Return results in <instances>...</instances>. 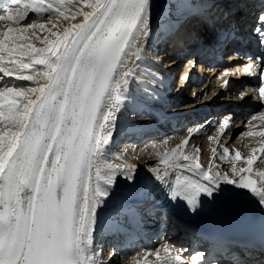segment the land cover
Listing matches in <instances>:
<instances>
[{"label": "snow or ice", "instance_id": "6c2138e0", "mask_svg": "<svg viewBox=\"0 0 264 264\" xmlns=\"http://www.w3.org/2000/svg\"><path fill=\"white\" fill-rule=\"evenodd\" d=\"M71 4L72 0H12L0 8V22H8L0 31V73L32 82V86H0V264H105L94 241L103 223L98 208L117 177L132 179L136 167L123 153L109 156V145L133 75L126 65L133 56L141 58L150 34L151 2L83 0L91 11H73ZM29 12L40 19L24 23ZM66 12L72 20L82 16V22L64 27L62 34L52 31L61 17L70 21ZM259 20L264 25V14ZM40 30L55 39H41ZM257 32L264 49V27ZM30 38L45 47H34ZM250 58L261 71L249 64L244 72L258 77L253 91L264 101V53ZM259 119L264 120V112ZM229 127L230 118L220 124L217 142ZM243 135L264 136V131ZM188 139L171 153H160L153 146L165 166L154 170L157 179L163 181L170 169L175 172L174 180L166 184L172 201L185 202V210L195 214L207 203L227 200L226 185H231L249 190L264 205V170L256 173L259 187L246 175L252 172L256 155L246 158V168H237L234 161L243 159L239 151L230 157L223 143L222 153L213 148L214 157L228 160L230 177L211 160L209 168H203L199 149L195 156L178 155ZM260 152L264 160V144ZM181 159L186 163H178ZM163 252L164 258L160 249L149 255L160 264H182L178 251L164 246Z\"/></svg>", "mask_w": 264, "mask_h": 264}, {"label": "bare ground", "instance_id": "6f19581e", "mask_svg": "<svg viewBox=\"0 0 264 264\" xmlns=\"http://www.w3.org/2000/svg\"><path fill=\"white\" fill-rule=\"evenodd\" d=\"M229 1H234V3L230 6ZM150 2L152 8L150 34L147 38H145L144 43L142 45L141 58L139 60H136V58L133 56L128 60V63L126 65L128 69H131L133 75L128 78V85L125 91V96L127 97V99L125 100V107H122L121 112L117 114V126L114 130V135L109 145V156L116 153H122L124 152V149L122 150V152H120L117 150V146L123 143L124 141H127V139H129L127 137H130L129 141H132L133 145L136 144L135 148H137L138 155H135L133 153L135 151H130V155H128L127 150V153L123 154L124 158L129 163L134 164L136 167L132 174V179H128L124 176L117 177L116 182L112 190L110 191L109 197L105 198V204H102L100 208H98V212H100L103 223L102 225H98L97 230L94 234L95 237V235L97 234L102 235L103 232L111 233L114 231L115 233H117V236L122 235V237H124L126 235V244L124 245L123 250L118 253L123 258H126L129 255L138 252L137 249H139V247H143L145 245V247L149 246L148 244L150 243H147L145 240L147 239V236L151 235L150 230L147 229L146 233L143 232L145 231L146 227H148V225L150 224L151 216L142 218L141 221L143 223H139L137 221H140V217L143 216V214L148 213V211H144V209L146 208L145 205L149 203L151 204L150 200L153 198L157 189H159L163 184L167 183L168 181H173L175 178V172L170 169V175L168 177H165L163 181L157 179L156 172L154 170H163L165 166L160 163V157L154 154L153 146L155 145L156 150H158L160 153H164V151L166 150H169V153H171V150L173 148H176V146L180 144L183 140L188 139L190 137L189 134H191L195 128L202 124V122L199 123L198 119L200 117L198 118V116L196 123L197 126H194L193 124H191V122L188 123V121H186L185 125L191 126V128L190 130H188V132L182 134L180 132V124H178L179 121H177L175 123L174 131H171L175 134L174 140L172 139V141H156L148 143L152 135L158 136L160 134V132L156 133L157 129L158 131H161V128L164 127V125L167 126V124L170 123L171 126L177 117H182L181 114L177 115L176 112L184 111L185 109V112H187V108H191L194 106V102H188L190 100L187 101L188 103L186 106H179V99L182 95V92L186 90H180L183 78L182 76H180L179 78V75L183 69L191 68L190 64L186 63L188 59L185 60V58L188 55V52L186 51V49H188V46H192V44L196 42V37L193 34L200 29L199 25L203 23L207 24L208 30L213 33L214 38V33L217 32V25L220 23L222 25V23L226 20V16L229 10H235V13L238 14L240 12V16L243 17V21H246L249 17V14L251 12H254L255 10V5L252 0H150ZM11 3L12 0H0V8L4 6H9L11 5ZM207 3H210V6H207ZM184 5H190L189 9L187 8L186 12L184 11L182 16H180L179 14V17L177 19H173L176 17L177 14L176 9L183 10ZM191 5H193V8L191 7ZM69 7L73 11H75L76 9H81L83 11H91V9L85 7V5L83 4V0H72V4L69 5ZM170 10L172 12L171 17H169ZM29 14L34 15V18L37 17L35 13L29 12ZM65 14L70 16V21H64L61 17L59 22L57 23V28L52 29V31H58V34H62L64 27H70L71 24L79 23L83 20V17L80 15H77L75 20H72L70 12H66ZM44 16H47V14H45ZM230 22L231 21H228L227 24H229ZM4 23L5 25L3 26L2 30H5L8 26V22ZM48 27L51 26L49 25ZM38 35L41 39H43V37L45 36H47L50 40L55 39V37H52L49 32L44 30H40L38 32ZM208 41L206 42V45L201 48L203 52L208 49L213 50L214 48L213 43L216 40L214 39L213 43H209ZM29 42L33 43L34 47L37 48L45 47V45L40 43V40L35 38H30ZM164 52H166V55H164ZM166 59L171 60L166 61ZM200 61H202L206 65L202 75V82L199 83L197 80H194L193 82H189L187 84V86L192 85V87H199L197 91L201 90V94L195 96V100H206L208 92L210 91V95L208 97V101H210L213 95L215 94L214 89L216 88V84H218L217 90L219 91L217 92L218 94L215 99H219V97L221 96V102H224L225 100L230 101L228 102L230 103L229 105H231L230 109H232L234 106H236L237 108L251 107V112L256 111L253 113L250 112L251 117L248 119L246 125H243L241 123L240 127L236 126L237 129L241 128V126H245L241 135L246 132H249V130L254 124V120L251 119L252 116L255 115L257 116V118H259V114L261 112H264V107L260 108L261 105L259 103H256L252 97L246 100V104L242 106L241 102H243V100H236V93L238 91L240 92V94L244 93V90L247 88V86L250 85V82H241L238 87H235L234 84H230L227 88H223L224 77L223 74H219L221 78L217 79L216 76L218 74V71H225L227 68L229 69L233 67V65L222 66L220 69H218L217 67H211L213 60L204 61V59L200 58ZM162 64L165 69L168 66H171L173 67L171 69H174L173 72L171 71L170 76L165 80L163 79V77L160 76L161 74H163L161 67ZM179 65L181 68L179 67ZM35 67L40 68L42 66L36 65ZM153 71H156V73H154ZM224 75L225 77L228 76V74ZM170 77V81L172 83L169 82ZM160 81H163L164 83L162 84L160 83ZM168 84L171 86L173 85V88L171 89V91L169 90V92H172V90L176 88L174 95H168L167 91L170 88ZM3 85L32 86V82L21 81L14 77H6L2 73H0V86ZM148 90H153L154 92H150ZM183 97L185 98V96ZM153 100H156L157 102L158 100L160 101L158 103V106L152 103L154 102ZM236 102H239V104L236 105ZM153 106L156 107L157 110L153 109ZM148 110H152V112L157 115V120L159 121V124L165 122L164 125H155V122H150L147 119L139 120L141 116H147L148 112L146 111ZM170 111L174 112L175 114L166 117V120H162V116L159 113H166ZM212 113L213 116L217 115L220 113V110L215 109L212 111ZM250 114L244 113V116L249 117ZM227 115H231V112L225 114L224 116ZM224 116H219L218 120L220 123L224 121ZM189 117L187 116L188 119ZM232 117L233 120L237 121L238 116L233 115ZM241 118V120L246 121V118ZM193 121H195V118H193ZM259 122L261 123L256 126L255 132L264 131V120H260ZM235 124L237 125V123ZM153 126H155V128H153ZM2 127L3 125L0 124V128ZM213 129L211 125H207L202 129L201 132L193 133L191 138L188 139L187 144L184 145L183 149H179L177 154H188L195 156L196 150L199 149V163L203 166V168L208 169L211 160V162L214 165L218 166L219 170H221L222 172H227L228 170L227 173L231 177L232 173L230 171L228 160H220L219 158L214 157L211 147L212 142L214 143V138L217 137V135L219 134V128H216L215 130ZM165 130H168V128L166 127ZM230 134L231 131L227 130L225 132V137L222 138V141L219 142V144H224V141L229 138ZM133 135L135 136L133 137ZM161 137H163V135ZM209 137H212L213 139H209ZM145 143L149 145L145 146ZM201 144L202 146H200ZM262 144H264V136L243 135L241 138L237 137L236 140L233 142L229 140L227 146L224 145L225 147H228L230 157H234L236 151H239L241 153L243 159H241L240 161H234L237 168H246V158H248L250 155L257 156V161L253 165L252 172L246 173L249 178L257 180V187H259L260 178L256 175V173L258 171L264 170V160H262L260 152ZM142 145L145 146V148L142 147ZM205 147L209 148L208 155L204 152ZM253 148L257 149L256 153H252L251 150ZM145 150L147 152L151 151V155H153V157L148 156V153L145 152ZM222 151L223 149L221 148V150H219L218 152L222 153ZM139 154L140 156H142V158H139ZM144 154L148 157L144 158ZM154 158L158 159L154 160ZM178 163L186 162L181 159L178 161ZM223 167H226V170L223 169ZM146 168L150 169L149 173L146 172ZM215 170L216 169L214 168L213 171ZM176 172H181L183 175H191L190 173L183 172L182 169H176ZM235 179L239 180L240 177L237 176L235 177ZM226 188L229 190V198L227 200H220L217 201L215 204L207 203L205 204L204 208L198 211L197 213L214 218L218 216H238L241 214H245L246 216H264V210H262V208H264V205H259V198L253 193H251L249 190L245 189L243 193H240L242 189L235 188L234 186L226 185ZM101 209H103L102 212ZM127 209H129V212L127 211ZM122 215L127 216V221H129V223L131 224V228L133 231H127L128 225L124 224L123 218L121 217ZM170 219L172 223L178 227V229H175L173 226H170L168 230L165 229L166 234H170L169 236H175L174 239L175 242L178 243V245H182L185 240H189L188 242H190V237L188 236L189 233L184 231L180 226L176 224L175 218ZM134 222L137 223L133 224ZM159 228L154 230L153 235H159L162 232ZM130 231L131 234L135 233L136 239H134L135 236L125 233ZM173 231L177 232L178 234L172 235L174 234ZM139 235L143 236V243L145 245H139V241L137 239ZM159 243H161V241ZM95 246L97 250H99L96 245V242ZM163 248L164 246L162 245V249H160L161 257L164 256ZM99 252H102V250ZM149 252H151V250H148L147 247L144 252L137 253V255L135 254L136 256L130 259L128 263L124 262L123 264H152L155 262V260H153L152 256H149ZM196 257L198 256H193L189 261L194 263L200 262V260H196ZM108 258L109 257H107L106 259ZM112 258L113 262H115V256ZM182 258L186 257L182 256ZM236 259L232 258L231 256L226 258L217 257L215 260L209 261L208 264H243L242 262L235 263ZM104 262L105 264H108L105 260Z\"/></svg>", "mask_w": 264, "mask_h": 264}, {"label": "rangeland", "instance_id": "374dc122", "mask_svg": "<svg viewBox=\"0 0 264 264\" xmlns=\"http://www.w3.org/2000/svg\"><path fill=\"white\" fill-rule=\"evenodd\" d=\"M173 9V8H172ZM176 11H177V14H176V17L175 18H173V19H177L178 17H179V14L181 15V13H182V11L183 10H177L176 9ZM231 11H234V10H231ZM229 12V13H232V12ZM45 15V14H44ZM231 15V14H230ZM229 15V16H230ZM33 16V17H32ZM36 18H38V19H40V17H35L34 18V15H32V14H29V18L25 21V23H31V22H33L34 20H37ZM46 18H47V16H44V20H46ZM43 22V21H42ZM5 25V23L4 22H0V30H2L3 29V26ZM165 53V54H164ZM163 54L164 55H166V52H164ZM171 59H166V61H170ZM187 62V61H186ZM162 73L164 74H161L160 76L161 77H163V79L165 80V79H167L169 76H170V73H171V71L173 72L174 71V69H171V68H173V67H171V66H168V67H166V69H165V67L163 66V64H162ZM179 67H180V65H179ZM181 68V67H180ZM179 69V68H178ZM154 73H156V71H153ZM160 72V71H159ZM159 74V73H158ZM166 74V75H165ZM219 74V73H218ZM218 74H217V76H216V78H218ZM171 77L169 78V82L170 83H172L171 81ZM160 83H164L163 81H160ZM167 84V83H166ZM168 86L170 87L169 89H168V91H167V93H168V95H170V94H172V95H174V93H175V88L172 90V92H169V90L171 91V89L173 88V85L171 86V85H169L168 84ZM188 88H186V90L184 91V92H182V95H181V97H180V99H179V106L180 107H182V106H186L187 105V103L189 102V103H192V102H194V106L193 107H196V105L199 103V101L198 100H195V98H191V96H189V93L188 92H190V90L192 89V85H188L187 86ZM194 87V86H193ZM178 88V87H177ZM148 91H150V92H154L153 90H148ZM209 95H210V91L208 92V95H207V97H206V100L208 101V97H209ZM155 96V95H154ZM183 96H185V98L183 97ZM176 98H179V97H176ZM188 100H190V101H188ZM202 102H204V101H206V100H203V99H200ZM154 102L156 101V100H153ZM188 101V102H187ZM155 103H157V102H155ZM230 107H231V105H229ZM193 107H191V108H193ZM229 107V108H230ZM188 109V108H187ZM148 116H141V118L139 119V120H145V119H148L147 118ZM151 117H149V119H150ZM238 120V119H237ZM242 121V123L243 122H245V120H241ZM240 121V122H241ZM204 122V121H203ZM238 122V121H237ZM155 123H158L157 121H155ZM199 123H200V121H199ZM247 123V122H246ZM238 124H240L239 122L237 123V126H238ZM255 124V123H254ZM143 127H144V125H143ZM142 127V128H143ZM184 127V126H183ZM183 127H181V128H183ZM191 127V126H190ZM190 127L189 126H187L183 131L181 130L180 132L183 134V133H186L188 130H190ZM239 128V127H238ZM245 128V126H241V128H239V129H237V127L235 126V127H232V128H230V131H231V134L229 135V138L227 139V142H229V140L230 141H235L236 140V138L238 137V138H241L243 135H241V133H242V131H243V129ZM163 129V128H162ZM213 129V128H212ZM214 130V129H213ZM212 130V131H213ZM167 131V132H166ZM165 134H161V135H163V137H161V138H157L158 136H156V135H152V137L150 138V140L148 141V143H152V142H161V141H172V139L174 140L175 139V134L174 133H171V130H165V132H164ZM240 136V137H239ZM172 144V143H171ZM127 145V146H126ZM131 145V146H130ZM135 145L136 144H134L133 145V143L132 142H128V141H124L123 143H121V144H119L118 146H117V150L118 151H120V152H122V150L124 151V152H122V153H127V151H128V155H130L129 154V152L130 151H135V152H133L135 155H138V152H137V148H135ZM145 146L146 145H149V144H147V143H145L144 144ZM145 146H143L142 145V147H144L145 148ZM200 146H202V144L200 145ZM115 148V147H114ZM135 149V150H134ZM205 150H204V152H205V154H207L208 155V147H205L204 148ZM127 150V151H126ZM145 152H147L146 150H145ZM150 152V153H149ZM164 152H168L169 153V150H166V151H164ZM203 152V153H204ZM148 154V156H151V157H153V155H151V151H148L147 152ZM127 155V156H128ZM147 155H145L144 154V158H147L148 156ZM131 157H132V154H131ZM139 158H142V156H140V154H139ZM158 158H154V160H157ZM208 163H209V160H208ZM226 167H223V169H225ZM146 170V172H148L149 173V168H146L145 169ZM226 170V169H225ZM221 171V170H220ZM227 172H228V170H227ZM144 211H148V215H149V213L150 212H152L151 210H150V207H148V208H146V209H144ZM157 214V212L155 213L154 212V215H152V216H154V218H152V220H151V223L148 225V227L147 228H150V230H151V232H152V234L150 235V236H147V238H148V240H147V242L148 243H150L151 242V248L149 249V250H151V252H149V254H151V253H153L156 249H162V245L163 246H167L168 248H170V249H172V250H174V251H178L181 255H182V252H186L187 251V246H186V244H185V241H184V243L182 244V245H178V243L177 242H175V239H174V237L175 236H169L170 234H166V232H165V229L166 230H168L169 229V227H170V225H171V223H169L168 221H163V220H159L158 219V216L159 215H156ZM123 220H124V223H126V218H123ZM125 225H130L129 223H126ZM159 228L162 232L158 235V234H156V235H153V231L156 229V228ZM174 232V234H172V235H176V234H178L177 232H175V231H173ZM165 235V237H164V235ZM102 237H104V245H103V242L100 244V249L98 250V251H101L102 250V252H100V254H101V257H102V259H103V261L105 260L106 261V263H108V261H109V258L108 259H106L107 257H109V255H110V252H111V248H112V245L114 244V242H116V245L114 246L116 249H117V254H116V256H115V262H113V258L112 259H110L111 260V264L113 263V264H123L124 262H129L130 261V259H132L133 257H135L136 255H137V253H142V252H144V250L146 249H144V247H139V249H137V251L138 252H136V253H133L132 255H129L128 257H126V258H123L120 254H118L121 250H123V246L125 245V241H126V236L125 237H123V238H121V237H117V236H115V234L114 235H112L111 237L110 236H107L106 237V235L104 234V236H102ZM101 237H96L95 239H96V241L98 242V240L100 239ZM114 238H116V240H114ZM161 241V243H159ZM141 244V242H139V245ZM102 247V248H101ZM194 250H197L198 251V253H199V251H200V248L199 247H196V249H194ZM192 253H194L193 252V250H192ZM191 253V254H192ZM136 254V255H135ZM131 256V257H130ZM149 256H152V257H154V255H149ZM126 263V264H127Z\"/></svg>", "mask_w": 264, "mask_h": 264}]
</instances>
